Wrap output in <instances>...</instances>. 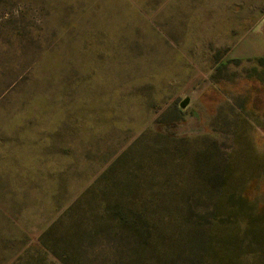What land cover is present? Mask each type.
<instances>
[{
	"label": "rangeland",
	"instance_id": "374dc122",
	"mask_svg": "<svg viewBox=\"0 0 264 264\" xmlns=\"http://www.w3.org/2000/svg\"><path fill=\"white\" fill-rule=\"evenodd\" d=\"M262 36L264 0H0V264H264Z\"/></svg>",
	"mask_w": 264,
	"mask_h": 264
},
{
	"label": "crops",
	"instance_id": "0c3cea01",
	"mask_svg": "<svg viewBox=\"0 0 264 264\" xmlns=\"http://www.w3.org/2000/svg\"><path fill=\"white\" fill-rule=\"evenodd\" d=\"M263 38H264V37L262 36V42L260 43V45L257 46V47H255V48H257L258 50H261V51H262V55H264V40H263ZM256 55H259L258 51L253 50L252 53L247 54L246 56H247V57H255Z\"/></svg>",
	"mask_w": 264,
	"mask_h": 264
},
{
	"label": "water",
	"instance_id": "95a60500",
	"mask_svg": "<svg viewBox=\"0 0 264 264\" xmlns=\"http://www.w3.org/2000/svg\"><path fill=\"white\" fill-rule=\"evenodd\" d=\"M189 100H190L189 97L183 99L182 102L180 103L181 107H185L188 104Z\"/></svg>",
	"mask_w": 264,
	"mask_h": 264
},
{
	"label": "trees",
	"instance_id": "16d2710c",
	"mask_svg": "<svg viewBox=\"0 0 264 264\" xmlns=\"http://www.w3.org/2000/svg\"><path fill=\"white\" fill-rule=\"evenodd\" d=\"M259 61H260V62H263V61H264V56H260V57H259Z\"/></svg>",
	"mask_w": 264,
	"mask_h": 264
}]
</instances>
